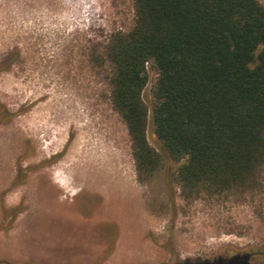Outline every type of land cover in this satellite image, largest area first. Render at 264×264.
I'll list each match as a JSON object with an SVG mask.
<instances>
[{
	"label": "rangeland",
	"instance_id": "rangeland-1",
	"mask_svg": "<svg viewBox=\"0 0 264 264\" xmlns=\"http://www.w3.org/2000/svg\"><path fill=\"white\" fill-rule=\"evenodd\" d=\"M132 23L131 0H0V61L14 53L0 107L21 110L0 122V264H213L245 250L264 264V169L246 190L187 197L163 164L138 179L102 58ZM146 136L158 147L149 119Z\"/></svg>",
	"mask_w": 264,
	"mask_h": 264
},
{
	"label": "trees",
	"instance_id": "trees-1",
	"mask_svg": "<svg viewBox=\"0 0 264 264\" xmlns=\"http://www.w3.org/2000/svg\"><path fill=\"white\" fill-rule=\"evenodd\" d=\"M131 1V27L110 34L102 58L138 179L163 164V182L170 187L174 172L185 197L257 185L264 169V4ZM13 59L14 53L0 61V71ZM148 66L156 73L149 107L142 97ZM20 112L1 106L0 122ZM148 119L158 147L148 143ZM244 252L213 264H248L251 252Z\"/></svg>",
	"mask_w": 264,
	"mask_h": 264
},
{
	"label": "bare ground",
	"instance_id": "bare-ground-1",
	"mask_svg": "<svg viewBox=\"0 0 264 264\" xmlns=\"http://www.w3.org/2000/svg\"><path fill=\"white\" fill-rule=\"evenodd\" d=\"M35 133V132H34ZM39 160V159H38ZM66 160V159H65Z\"/></svg>",
	"mask_w": 264,
	"mask_h": 264
}]
</instances>
